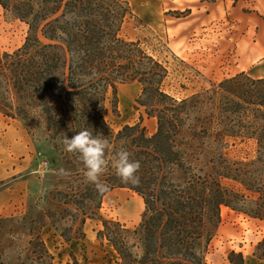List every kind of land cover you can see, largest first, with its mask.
<instances>
[{
	"label": "trees",
	"instance_id": "1",
	"mask_svg": "<svg viewBox=\"0 0 264 264\" xmlns=\"http://www.w3.org/2000/svg\"><path fill=\"white\" fill-rule=\"evenodd\" d=\"M0 5L28 27L20 47L0 51V111L42 128L55 151L64 148L65 135L87 129L109 141L106 159L123 147L140 162L136 185L122 183L111 168L100 177L108 185L104 193L128 189L145 205L133 228L102 221L98 236L115 249L118 264H207L210 226L221 206L264 219V75L243 71L178 98L165 87L166 43L128 1ZM126 24L139 34L124 35ZM128 81L141 85L135 107L156 119L155 132H148L143 117L118 131L109 128L103 115L108 90L116 103L118 84ZM230 142L251 146L255 157L231 160L224 151ZM62 154L68 173H83L78 154ZM229 180L240 188L227 186ZM5 223L11 225L7 238L0 234V264H13L3 257L7 253L18 264H55L40 228L29 233L24 217H1L0 232ZM64 264L90 263L71 256Z\"/></svg>",
	"mask_w": 264,
	"mask_h": 264
},
{
	"label": "rangeland",
	"instance_id": "2",
	"mask_svg": "<svg viewBox=\"0 0 264 264\" xmlns=\"http://www.w3.org/2000/svg\"><path fill=\"white\" fill-rule=\"evenodd\" d=\"M126 1L138 16L150 14L151 17L144 20L166 43L169 52L164 54L168 55L170 72L165 87L175 97L191 95L243 72L240 71L244 67L240 58V44L236 39L224 46V42L213 39V44L210 42L211 48L206 52L203 47L199 48L201 43L198 38H202L204 32L200 30L185 43L192 47L179 55L164 32L171 33L170 22H181L188 11L167 12V28L163 22L161 4L157 0V5L149 0ZM1 16L10 24L3 25L0 19V33L5 41L0 46V51L10 52L23 44L28 27L24 22L13 19L10 13H5L0 5ZM219 21L221 20L216 19L212 23L220 28ZM231 29L236 30L234 27ZM123 34L132 37L139 33L132 24H126ZM203 44H206L205 41ZM245 72L254 77L263 76L264 57ZM111 93L112 90L109 89L103 111L110 129L118 131L126 124L138 123L140 117H143L148 132H155L156 119L147 117L143 107H135V100L141 94L138 82L118 84L116 103ZM2 121L5 124L17 122L24 129L30 146V163L25 172L0 178V218L24 217L28 222L26 230L29 233L40 228L42 239L55 264L71 261V256H76L80 262L85 259L90 264H118L117 252L106 238L98 236V231L104 228L103 220L127 228L136 226L145 210L142 197L130 190L115 189L111 194L89 190L81 171H66L62 154L64 148L55 151L42 128L29 126L19 117H10L0 111V122ZM224 151L231 160L245 161L255 157L253 148L240 142H230ZM224 182L235 190L240 188L232 180ZM127 221H131L130 224ZM10 225L5 223L0 232L3 238H7L6 231ZM210 228L212 237L205 251L207 264H225L226 261L229 264H264V219L253 218L231 207L221 206L220 218L214 219ZM3 257L7 263L19 262L12 253Z\"/></svg>",
	"mask_w": 264,
	"mask_h": 264
},
{
	"label": "crops",
	"instance_id": "3",
	"mask_svg": "<svg viewBox=\"0 0 264 264\" xmlns=\"http://www.w3.org/2000/svg\"><path fill=\"white\" fill-rule=\"evenodd\" d=\"M149 1L154 5H157V1L159 2L158 4H161L163 22L167 28V12L188 11V15L181 22H170L169 26H172L171 33L169 31L167 33L164 32V35L173 42L174 48L179 55L184 54V51L191 46L186 45L188 38L195 32L204 30L202 33L203 37L198 38V41L201 43L199 48L203 47L206 52L208 48H211L213 39L224 42L223 46L232 41V39L238 41L241 51L240 58L244 65L240 71H246L253 63L264 57V0ZM139 16L143 19L151 17L150 14ZM3 18L2 16L0 17L3 25L10 24L6 23ZM216 19L221 20L219 21L220 28L216 23H212ZM12 21L17 22L16 20ZM18 23L21 22L18 21ZM213 26L215 27L214 30ZM231 27L236 30H232ZM204 41L206 44H203ZM14 123L5 124L4 121L0 122L1 148L7 146L8 151L6 161L0 170V178L2 179L25 172L30 163V146L24 134V129L20 128L17 122ZM118 189L120 191L128 190ZM113 190L108 191V193L110 192L111 194Z\"/></svg>",
	"mask_w": 264,
	"mask_h": 264
},
{
	"label": "clouds",
	"instance_id": "4",
	"mask_svg": "<svg viewBox=\"0 0 264 264\" xmlns=\"http://www.w3.org/2000/svg\"><path fill=\"white\" fill-rule=\"evenodd\" d=\"M62 143L66 152L79 155L84 178L95 186L98 193L103 194L108 190V185L102 183L100 177L109 168L122 183H139L137 172L140 162L130 159L131 153L123 147L106 159L109 141L103 135H93V132L83 129L71 138L65 135Z\"/></svg>",
	"mask_w": 264,
	"mask_h": 264
},
{
	"label": "bare ground",
	"instance_id": "5",
	"mask_svg": "<svg viewBox=\"0 0 264 264\" xmlns=\"http://www.w3.org/2000/svg\"><path fill=\"white\" fill-rule=\"evenodd\" d=\"M25 24V23H24ZM25 26H27L25 24ZM4 37L2 36V34L0 33V46L4 43ZM8 154L7 151V146H3V148H1V143H0V170H1V166L4 164V162L6 161V155ZM130 214V213H129ZM131 221H127L126 223L130 224Z\"/></svg>",
	"mask_w": 264,
	"mask_h": 264
}]
</instances>
